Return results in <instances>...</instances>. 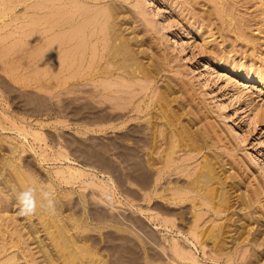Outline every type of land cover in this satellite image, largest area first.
Returning a JSON list of instances; mask_svg holds the SVG:
<instances>
[{
	"label": "rangeland",
	"instance_id": "rangeland-1",
	"mask_svg": "<svg viewBox=\"0 0 264 264\" xmlns=\"http://www.w3.org/2000/svg\"><path fill=\"white\" fill-rule=\"evenodd\" d=\"M111 1H117L118 4L123 5L122 9L125 14L123 13L122 17L125 16L124 26L122 27L126 30L127 27L131 26L125 33L133 39L134 43L141 42L142 46L140 43L135 46L137 49L143 48V50H145L141 58H143L144 62L146 61L145 63L149 62L151 68L156 69L155 77L152 78L148 90H144L145 87L141 86L143 83H137L138 78L133 79L136 80L134 88L137 89L140 87V91H138V89L136 91L139 92L135 99L137 100L136 103L143 104L144 111H131L130 109L132 107H129L125 111L127 115H129H126L124 119L128 118L130 121H127V124L123 125L124 127H118L119 129L110 127L109 129L99 131V129L95 128V124H93L95 123V114L89 110L91 109L90 106H93L92 104L98 105L94 99L81 97L82 99H76V102H74L75 99L72 97L69 98V95H62L47 99L46 101V99L38 95V90L35 88L37 87L35 82H37V78H40V74L38 76L36 75L38 74L37 72H39L40 65L38 62L36 63L38 58H36L35 62L33 61L35 63L34 65L37 67L34 66V73L37 72L35 74L32 72V76L35 75L33 76L34 79L33 77L32 79L31 77L29 78L31 73L29 74L28 66L32 64L29 58V49L33 44L30 41L31 39L32 41L34 39L36 41V39H38L37 37L41 34L35 32L31 35L32 38L29 39L27 34L22 31V26L29 22L31 23L29 19L30 15L24 14L26 10L24 3L19 4L13 10L0 16V24L3 26L2 29H0V47L6 44L9 45L10 43H16V45H18L13 49L14 51L17 49L16 54H14L13 51L12 55L10 54L11 56H8V59L7 57L5 58L6 60L4 59L7 64L11 62L10 65H12V67L5 63L9 68V72L5 69H0V166L2 167L3 174L1 179L5 178L4 176L6 175L13 177L14 175H18L17 177H19L20 173H18L17 168H21L23 172L26 171L24 172L25 174L21 173L20 176L24 175L25 179H27L26 176L29 178L32 177L36 180L35 184L41 183L45 186L52 187L56 194V207L59 209H57L55 215L59 213H63L62 215H64L65 213V219L67 218V220L69 219L68 221H71L70 218H72L73 221L71 223L74 224L73 231L77 232V238L80 241L89 238V240H84H87L86 243L89 246H91L90 244L93 243V241L98 242V244H93L91 246V250L96 249L99 253V257L101 255L104 259H109L107 261L116 260L119 257L117 255H120V253L118 254L120 250L119 252L125 257L122 262L123 264H134L136 261L138 264L142 262V264H247L250 263V261L252 263L254 261L255 263L253 264H264V86L247 78L250 75V68L258 70L264 64V0H109V2ZM5 3L7 2L5 1L3 3V0H0V6L3 7ZM130 15H132L134 19H130L131 23L128 22L129 17L132 18ZM128 23L130 25H128ZM135 35H137L139 39ZM27 43H30V45ZM143 46H145V48ZM146 52L150 53L147 54ZM151 56H154L153 58L156 62ZM145 57L146 59H144ZM156 65L159 68L156 67ZM28 78L34 81L30 83L33 86H30L26 82ZM155 78L158 80L156 81ZM139 82H142V80H139ZM164 86L166 90L162 88ZM142 87L144 88L141 92ZM156 88L158 89L155 90ZM161 90H165L168 94L169 107L166 103V106L162 105L163 107L159 108L154 102L153 98L156 99ZM150 93L152 94L149 96ZM143 94L145 95L144 97H142ZM170 94H172V96H170ZM176 95L179 98H177ZM84 96H87V94ZM139 97L143 100H140ZM87 99L93 100V103L90 101L91 104L88 101L87 104L90 103L89 105L84 104ZM69 100L70 103H68ZM148 102L151 104H148ZM180 102H183V104ZM172 103H174L173 106H171ZM45 104L46 107H55L56 109L54 111H49L45 109ZM66 104L82 106L83 110L82 112L76 111V113H71L69 111L71 108H68V111L65 112L58 111L67 106ZM82 104L85 106L83 107ZM186 104L187 107H185ZM104 106H110V108L105 109L108 112L112 111L110 101ZM172 109L176 112L178 110V113L182 111V115H178L182 118L181 120L183 123L190 124L192 127L195 125L193 130H199L200 132L205 130L206 133H203L206 134L210 140L206 148L204 147L200 153L198 151H193L191 152L192 154L188 152L187 155V152H185L187 156L184 158H182L184 151H179L182 154L181 157V154L177 152L176 148V153L178 155H176V153L174 154L179 157L176 167L181 164L187 165L188 167H199L203 161V157L209 154V158L213 156L212 160L215 162L216 168L218 167L217 171L225 181L223 187L227 186L226 189L229 188V199L226 200L227 202H225L223 198L224 195H222V197L219 190V198L217 196L213 199L214 203H206L200 207V209L203 210H200V216H202V218L198 221L200 227V229L199 227L198 229L200 232L202 230V233L199 241H196L197 246L193 244L192 240H187V238H185L186 235L189 237L191 236L190 232L193 230L191 227L194 226L193 219L195 217L193 212H195L197 205H193L191 201H186L183 203V206L181 204L177 205V207L172 204L174 207L178 208L179 211L182 210L181 214L186 219L182 220L178 218L175 220L176 222L178 221V226L175 227H179V229L175 227L166 229L167 226H162L161 221H164L166 218L174 219L175 215L167 216L160 210L157 201L161 200L164 202V199L156 195L151 201H147L143 200L140 195V192H143L138 183L140 181V175L143 170H149L152 167L149 168L148 166H150V163L153 161L152 155L156 156V153L152 152V150L155 146L154 143L156 139L154 140V136L156 133L155 131L158 130V126H156L157 123L154 124L152 123L154 121H152L151 123L154 124L153 129L149 119L155 120V118L152 117V113H155V116H157V111L160 112L158 114H161L163 110H168L167 112H170ZM190 109L192 112H190ZM99 111V113H104V109ZM145 115L148 119L145 118ZM97 122L98 121H96V123ZM155 122L160 123L159 131L160 129L166 131L167 126L161 119H157ZM161 123L164 126H162ZM199 126L202 127L200 128ZM142 127L144 128V132ZM136 128L138 131L134 130ZM202 128L204 130H201ZM205 128L208 129V132L210 131V134H208ZM136 138L137 141H135ZM158 138V140L161 139L159 136ZM151 140H153V142H151ZM146 143L148 146H145ZM162 146L164 147V145ZM147 152H149L150 157ZM145 154L148 155V158L152 157L149 162H147L148 159ZM140 157L141 160L139 159ZM144 159L147 160L145 161ZM197 159H200L199 162L196 161ZM222 159H225V162ZM140 161L142 162L140 167L144 165L145 168H138L141 163ZM6 162L12 163L11 167H9V163H7L8 165L4 164ZM193 162L195 166L192 164ZM145 164L147 165L145 166ZM69 165L70 167L79 168L80 170L83 169L82 173L72 170L74 174L72 176L70 174L72 172L68 168ZM176 167L175 170L171 172V175L169 174L164 181L162 180L159 186L160 189L164 188V185L169 179L181 176V173H177L178 170ZM15 170L16 174L14 172ZM100 171L105 173L106 181L101 178L102 173ZM83 173L85 174L83 175ZM231 173L232 176H236L235 179L231 176ZM226 175H228L227 178ZM0 176L2 175L0 174ZM24 176L22 177L24 182L27 181L29 185L34 184V180H31L29 183L30 179L25 180ZM107 177H110L112 181L108 182ZM137 177L139 179H137ZM19 178L21 179V177ZM17 183L16 185L19 187ZM215 185L219 186L218 184ZM229 185H231V187ZM233 188H235V190ZM8 192L10 194L13 191ZM105 192H111L114 195L113 209L106 207L101 199V195ZM239 194L241 195L240 198L238 196ZM250 198H252L253 201ZM231 200L233 202L235 200V204H233ZM216 202L218 204H216ZM243 202L244 205L242 206ZM210 204L211 207H209ZM220 205L225 210L219 207ZM214 209L219 210L216 213ZM207 211L208 213L205 214ZM157 212L160 214H158L160 219L156 220L152 215L155 213L157 214ZM203 213L204 216L202 215ZM181 214L177 213L176 215L182 216ZM55 215H50L38 208V212L35 216L29 219L22 218L17 214V205L12 196L6 197L2 194L0 195V241L3 239V236L6 235L10 240V243L6 246L7 251L14 250L19 254L18 256H22L21 251L24 250L28 253L29 250L27 249H30V256H35V259L37 258L35 262H32L33 264H51L46 260H41L42 257L40 253L37 252V242H31L33 240L32 237L29 236L30 234H28L29 229L28 227L24 228V224H29L30 222L35 223L34 221H36L39 232L41 231L40 233H36L41 234L43 238H45V242H48V244L50 243L51 245H49L53 247L54 243L51 238H48L49 235L45 232L46 227L44 223H48L51 229L57 230V226L60 225V222L58 221L57 224L54 222ZM238 215H240L242 220ZM227 218H230V222H228ZM213 219L214 221L212 222ZM217 219L218 221H216ZM238 219L241 221L238 222ZM155 222L159 224L157 227L158 229L154 226ZM144 224H146V226ZM237 224L242 227H238ZM217 225H220V228ZM234 225H237V227ZM212 227L216 228L211 230ZM239 228H241L240 231ZM242 228H245L246 232ZM226 229H228L229 233ZM15 230H18L20 233L16 234L13 232ZM150 230L152 231L151 233L154 232L153 235H155V237L151 235L149 232ZM247 230H249L251 234H248ZM209 232L211 235L205 234ZM253 232L256 233V235ZM225 233H228L227 236ZM57 234V238H61V236H59L61 235L60 232ZM239 234L242 235V237H239ZM21 235L24 236H22L24 239L20 237ZM260 235L261 237H259ZM173 237L179 240L181 246L190 250L192 256L185 259L174 257L170 248V243L172 242H170V240H173ZM213 237L215 240H213ZM252 239L256 241H252ZM60 240L62 241V238ZM22 241L26 242V248ZM61 241L59 242L60 244L57 243L56 247L59 251L60 249L63 251L65 248L64 242ZM81 242H78L79 245L76 246L75 252H77V249H81V251L78 250L76 253L74 262L81 264L82 261V264H96L98 261L96 263L91 261H96L97 256H94V259L91 260L93 256H88L90 248H85V245H82L83 242ZM124 242H127L130 247ZM158 243L160 245H158ZM161 244H163L162 246L167 250L163 249L164 247H160ZM201 244L205 245V248ZM83 246L84 249H87L86 251H83ZM131 246H133V248ZM160 248L165 250L168 255L164 256L161 252L163 250L159 251ZM231 250L232 253H229L231 257L227 256V253L231 252ZM165 251L163 252L164 254L166 253ZM35 252L36 255L32 254ZM156 252L158 254H156ZM215 252L219 255L222 254V256L215 255ZM80 255L81 258L79 257ZM83 255L85 256V261L82 259ZM193 255L195 256L194 258ZM256 256H258L257 259ZM173 257L175 258L174 261H172ZM215 257H217V259ZM25 261L26 259L23 257L18 260L20 264H26ZM114 263L116 264L117 260L114 261ZM54 264H63V258L58 259Z\"/></svg>",
	"mask_w": 264,
	"mask_h": 264
},
{
	"label": "bare ground",
	"instance_id": "bare-ground-1",
	"mask_svg": "<svg viewBox=\"0 0 264 264\" xmlns=\"http://www.w3.org/2000/svg\"><path fill=\"white\" fill-rule=\"evenodd\" d=\"M5 5L2 7L0 6V16L6 14L8 11L13 10L14 8H16L19 4H25V13L24 14H28L30 15L29 19L31 21V23H27L26 25L22 26V31L24 33L27 34V36L30 38H32V34H34L35 32H38V34L40 33L41 35L38 36L35 39L30 42H32V47L29 49V58L32 64H29V74L31 73V76L29 75V78L32 76V72L34 73V68L36 67L34 64V62L36 61V58H38V60L36 61V63L38 62L39 65V72H36L38 74H36L37 76L40 74V78H37V82L36 85L37 87H35L38 90V95H40L43 99H52L54 97L57 96H62V95H69V98L72 97L74 100V102H76V99H82L81 97H87L88 99H94L95 102L98 103V105H94L93 100H88L84 103L87 104V102L91 101L90 103L93 106H90L91 109H89L91 112H93L95 114V128L100 130H106L109 129L110 127L113 128H118V127H122L123 125L127 124V121L129 122L130 120L128 119H124V117L127 115V112H125L129 107H132L130 110L131 111H139L142 112L144 111V107L143 104L141 103H136L137 100L136 96L137 94H139V92H136L137 89L138 91H140V87L135 89L134 86L136 85V80L133 79H137L138 78V82L137 83H143L141 86H144L141 88V92L144 88V90H148L150 83L152 81V78L155 77V73H156V69L155 68H151L150 63L147 62L145 63L143 61L142 55H144V51L143 48L142 49H137L135 46L138 43H134L133 39H131V37L125 33V31L128 30L127 27L126 30L123 29L122 26H124V16L122 17V14L125 12L123 11V5L118 4V2L116 1H111L109 2V0H3ZM9 1V4H8ZM125 8V6H124ZM127 8V7H126ZM128 10V9H127ZM127 16V15H126ZM132 16V15H130ZM128 19V18H127ZM126 19V20H127ZM130 19H133L129 17V21ZM134 20V19H133ZM131 23V22H130ZM126 25V24H125ZM128 25H130L128 23ZM126 25V26H128ZM2 25L0 24V29H2ZM130 30V29H129ZM134 33V32H133ZM137 33V32H136ZM135 33V34H136ZM131 34V33H130ZM138 35V34H137ZM135 35L137 38L138 36ZM132 36V34H131ZM2 37V36H1ZM142 38V37H141ZM40 39V40H39ZM42 39V40H41ZM139 39V38H138ZM143 39V38H142ZM38 43V44H37ZM1 44V43H0ZM11 44V43H10ZM3 45L0 47V69H5L8 71V66L12 67V65H10L11 62H9V64H7L4 59L7 57V59L12 55V52L14 51L13 49H15V47H17L18 45H16V43L11 44V45ZM26 44V43H25ZM30 45V43H27ZM144 45V44H143ZM142 46V44H141ZM148 46V45H147ZM145 48V46H143ZM140 48V47H138ZM147 48V47H146ZM148 50V49H147ZM150 50V49H149ZM17 49L13 52L14 54H16ZM147 54H149L148 52H146ZM11 54V55H10ZM157 54V53H156ZM10 55V56H9ZM146 55V54H145ZM9 56V57H8ZM150 56V55H149ZM144 57V56H143ZM148 57V56H147ZM154 56H151V58L154 60L153 58ZM157 57V55H156ZM149 58V57H148ZM158 58V57H157ZM146 59V57L144 58ZM150 59V58H149ZM151 59V60H152ZM6 60V59H5ZM150 60V61H151ZM9 61V60H7ZM34 61V62H33ZM40 61V63H39ZM148 61V59H147ZM156 62V60H154ZM7 65H6V64ZM29 63V62H28ZM160 63V62H159ZM156 64V63H155ZM35 66V67H34ZM38 66V65H37ZM153 66V65H152ZM261 66V65H260ZM27 67V68H28ZM156 67H158L156 65ZM37 68V67H36ZM159 68V67H158ZM249 68V67H248ZM250 75L247 77L249 80H254L257 83H259L260 85L264 86V64L262 65V67H260L258 70L255 69H251L250 68ZM249 71V70H248ZM9 72V71H8ZM35 72V73H36ZM241 72V71H240ZM34 73V74H35ZM10 74V73H9ZM28 75V73H27ZM28 77V76H27ZM29 78L26 80V82L30 85L33 86L30 83H33V80H29ZM140 78V79H139ZM34 79V77H33ZM139 80H142V82H139ZM155 80L157 81L158 79L155 78ZM172 81V80H171ZM173 83V82H172ZM26 84V83H25ZM27 85V84H26ZM28 85V86H29ZM139 85V84H138ZM153 85V84H152ZM176 86V85H175ZM152 87V86H151ZM155 87V86H154ZM28 88V87H27ZM165 89V86L162 87ZM172 88V87H171ZM153 89V87H152ZM158 88H156L155 90H157ZM166 90V89H165ZM165 90H161L160 93L157 95V98H153L154 102L156 104L157 107H163L162 105H165L166 103L168 104V107L170 106L169 104V99H168V94L166 93ZM173 90V88H172ZM36 91V90H34ZM148 92V91H147ZM169 92V91H168ZM176 92V91H175ZM174 92V93H175ZM178 92V91H177ZM40 93V94H39ZM173 93V94H174ZM87 96H84L86 95ZM141 94V93H140ZM145 94V93H144ZM143 94L142 97H144L145 95ZM152 93L149 94V96ZM156 94V92H155ZM154 94V96H155ZM170 96H172V94H170ZM169 96V97H170ZM177 96V95H176ZM186 96V95H185ZM61 98V97H60ZM97 98V99H95ZM149 98V97H148ZM177 98H179L177 96ZM56 99V98H55ZM63 99V98H61ZM65 99V97H64ZM140 100H143L141 97H139ZM182 99V97H181ZM172 100V98H171ZM170 100V101H171ZM186 100V99H183ZM61 101V100H60ZM73 101V100H72ZM111 104V109L112 111H106L105 108H110L109 107H105L104 105L109 103ZM139 101V100H138ZM150 101V99H149ZM174 102V100H172ZM182 101V100H180ZM79 102V101H77ZM94 102V103H95ZM184 102V101H183ZM183 102L181 104H183ZM70 103V100L69 102ZM89 103V104H90ZM146 103V102H145ZM161 105H159V104ZM189 103V102H188ZM87 104V105H89ZM148 104H151L150 102H148ZM67 105V104H66ZM83 105V104H82ZM174 103H172L171 106H173ZM45 109L49 110V111H54L56 108L55 107H46V104L44 105ZM56 106V104H55ZM68 106V107H67ZM64 108H61V110L59 109L58 111L60 112H65L68 111L67 109L71 108V110H69L71 113L72 112H82L83 108L82 106H72V105H67ZM85 105H83L84 107ZM155 106V108H156ZM166 106V105H165ZM164 106V107H165ZM177 106V104H176ZM174 106V107H176ZM190 106V105H189ZM149 107V105H148ZM147 107V108H148ZM152 107V106H151ZM187 107V104L186 106ZM184 107V108H185ZM59 108V107H57ZM157 108V109H159ZM167 108V107H166ZM171 108V107H170ZM104 109V113H99V110ZM153 109V108H152ZM156 109V110H157ZM178 109V107H177ZM187 109V108H186ZM185 109V110H186ZM88 110V109H87ZM110 110V109H109ZM181 110V109H180ZM189 110V109H188ZM191 110V109H190ZM99 111V112H98ZM168 111V110H167ZM163 110V113H160L159 111H157V116H155V113H152V117L155 118V120H152L150 117L149 122L156 124V126H158V130L155 131V136H154V140H155V146L154 149L152 150V152L156 153V156H153V161L152 163H150V166H148L149 170H143V172L140 175V181L139 183V187L141 189L140 192L141 197L143 200H149L151 201L154 197H156V195L158 197H161L164 199V202L161 200L157 201L158 207L160 208V210L166 214L167 216H171V215H175V217L177 216V213L182 212L178 210L177 205H181L183 206V203H185L186 201H191L193 205H197L195 208V212L194 213V219H193V224L194 226H192L191 228L193 230H191L190 234L191 236H185V238H187V240H192L193 244L195 246H197L196 241H199L200 237H201V233L202 230L200 232V227L198 225V221H200V218H202L201 215V210L200 207L206 203H214L213 199H215L218 194H219V190H220V194L221 196L224 195V199L225 202H227L226 200L229 199L228 198V189H226V187H223L225 184V181L223 180V177H221L218 173V167L216 168V164L215 162L212 160L213 156L211 153L212 158L208 157L207 155H205L203 157V161L201 163V165L199 167L194 165V162L192 163L195 167H188L187 165H180L176 167L177 163V159L179 157H177L176 155H178L176 153V148H177V152H182L184 151V155L182 157V154L179 152V154H181V157L184 158L188 155V152L190 154H192L191 152L193 151H198L200 153V151L206 146L207 143L210 142V140L208 139V136L206 134H204L203 132H205V130L202 128L201 130H204L203 132H200L199 130H193V128L195 127V125L192 127L190 126V124H186L183 123V121L181 120L182 118L179 117V115H182V111L180 113L177 112L172 109L170 112H167ZM103 112V111H101ZM162 112V110H161ZM192 112V110L190 111ZM98 113V114H97ZM136 113V112H135ZM194 113V111H193ZM196 113V112H195ZM65 114V113H64ZM131 114V112H130ZM133 114V113H132ZM179 114V115H178ZM190 114V113H189ZM188 114V115H189ZM129 115V114H128ZM127 115V116H128ZM150 115V114H149ZM147 115V116H149ZM190 116V115H189ZM198 116V115H197ZM183 117V116H182ZM192 117V116H191ZM84 118V117H83ZM89 118V117H88ZM92 118V117H90ZM130 118V117H129ZM133 118V117H132ZM145 118L146 115H145ZM198 118V117H197ZM136 119V118H133ZM141 119V118H139ZM148 119V118H147ZM157 119H161L162 122H164L166 124V131L163 129H160V123L155 122L157 121ZM120 120V121H119ZM122 120V121H121ZM132 120V119H131ZM138 120V119H136ZM194 120V119H193ZM196 120V119H195ZM96 121H98L96 123ZM120 122V123H119ZM135 122V121H134ZM133 122V123H134ZM148 122V124H149ZM187 122V120H186ZM199 122V121H198ZM197 122V123H198ZM139 123V122H137ZM151 123V124H152ZM196 123V122H195ZM147 124V123H146ZM150 124V126H151ZM154 124H152V127L154 129ZM162 125V123H161ZM200 125V123H199ZM204 125V124H203ZM1 126V124H0ZM149 126V125H148ZM164 126V125H162ZM124 127V126H123ZM151 127V129H152ZM200 127V126H199ZM202 127V126H201ZM200 127V128H201ZM206 127V126H205ZM92 128V127H91ZM143 128V127H142ZM150 128V127H149ZM148 128V130L150 131V129ZM216 128V127H215ZM119 129V128H118ZM133 129V127H132ZM206 129V128H205ZM214 129V128H213ZM135 131H138L137 128L134 129ZM208 132V129H206ZM217 130V129H216ZM140 131V130H139ZM154 131V130H153ZM143 132H144V128H143ZM152 133V132H151ZM206 133V132H205ZM217 133V132H216ZM150 134V133H149ZM208 134H210V131L208 132ZM153 135V134H152ZM130 136V135H129ZM158 136L161 138L160 140H158ZM212 136V135H211ZM219 137V136H218ZM221 137V136H220ZM210 138V137H209ZM212 138V137H211ZM215 138V137H214ZM135 139V138H134ZM142 139V138H141ZM152 139V138H150ZM213 139V138H212ZM211 139V141H212ZM144 140V139H143ZM209 140V141H208ZM216 140V139H215ZM137 141V138L136 140ZM145 141V140H144ZM151 142H153V140H151ZM145 143V142H144ZM150 143V142H149ZM215 143V142H214ZM167 144V145H166ZM212 144V142H211ZM210 144V145H211ZM144 145V144H142ZM164 145V147L162 146ZM166 145V146H165ZM213 145V144H212ZM145 146H148V144L146 143ZM144 146V147H145ZM152 146V144H151ZM150 146V147H151ZM142 147V146H141ZM149 147V148H150ZM162 147V149H161ZM147 148V147H146ZM208 149V148H207ZM210 150V148H209ZM205 151V150H204ZM215 151V150H214ZM185 152H187V155H185ZM197 152V153H198ZM210 152V151H209ZM141 153V152H140ZM149 155V152H147ZM176 153V155L174 154ZM205 153V152H204ZM207 153V152H206ZM142 154V153H141ZM140 155V154H138ZM148 155L145 154V156L147 157ZM196 155V154H195ZM201 155V154H200ZM137 156V155H136ZM180 156V155H179ZM197 156V155H196ZM203 156V155H202ZM201 156V157H202ZM219 156V155H218ZM222 156V155H221ZM220 156V157H221ZM143 157V155H142ZM150 157V155H149ZM151 157V158H152ZM192 157V155H191ZM194 157V156H193ZM199 157V156H198ZM67 158V157H66ZM125 158V157H124ZM151 158L144 159L145 161L147 160V162L150 161ZM196 158V157H195ZM200 158V157H199ZM215 158V157H214ZM141 160V157L139 158ZM181 159V158H180ZM179 159V161H180ZM192 159V158H189ZM125 160V159H124ZM138 160V159H137ZM183 160V159H181ZM186 160V159H185ZM188 160V159H187ZM200 159H197L196 161L199 162ZM223 160V159H222ZM9 161V160H8ZM12 161V160H11ZM108 161V160H107ZM139 161V160H138ZM137 161V162H138ZM191 161V160H190ZM216 161V160H215ZM225 162V159L223 160ZM141 162V161H140ZM143 162V160H142ZM142 162L139 164L138 168H145L144 165H142L140 167V165L142 164ZM197 162V163H198ZM219 162V160H218ZM1 163V162H0ZM6 162L4 164L8 165ZM13 163V161H12ZM9 163V167H11V164ZM146 163V162H145ZM186 163V162H184ZM217 163V162H216ZM227 163V162H226ZM225 163V164H226ZM108 164V163H107ZM114 164V163H113ZM144 164V163H143ZM15 165V164H14ZM94 165V164H93ZM103 165V164H102ZM109 165V164H108ZM138 165V164H136ZM135 165V166H136ZM147 164H145L146 166ZM191 165V164H190ZM189 165V166H190ZM197 165V164H196ZM72 166V165H71ZM92 166V165H91ZM105 166V165H104ZM114 166V165H113ZM222 166V165H220ZM219 166V168H220ZM14 167V166H13ZM126 167V166H125ZM129 167V166H128ZM127 167V168H128ZM176 169L178 170L177 173L180 174L181 176H178L177 178L174 177V179H169L167 181V183L164 185V188L160 189V184L162 182V180L164 181V179H166L169 174L171 175V172L173 170ZM15 168V167H14ZM23 168V167H22ZM70 169V171L72 173H70L72 176L73 171L76 170V172H81L82 170H80L79 168H74V167H68ZM86 168V167H83ZM93 168V167H91ZM124 168V167H123ZM222 168V167H221ZM228 168V167H227ZM8 169V168H7ZM16 169V168H15ZM13 170V169H12ZM73 170V171H72ZM94 170V169H93ZM222 170V169H221ZM220 170V171H221ZM224 170V169H223ZM17 171L19 174V177H21V179L19 177H17L18 175H14L10 176V175H6L4 176L5 178L1 179V177H3L2 174V167L0 166V174L2 176H0V195H4L6 197H11L15 200L13 192L9 194L8 191H13V189H23L26 188L29 184L28 182H24L23 180V176H20L21 173L23 174L24 172L20 169L17 168ZM87 171V170H85ZM95 171V170H94ZM139 171V170H138ZM7 172V171H6ZM16 174V170L14 171ZM102 173L101 178L105 180V173H103V171H100ZM228 172V171H227ZM27 173V172H26ZM80 173V174H81ZM86 173V172H85ZM83 173V175L85 174ZM91 173V172H90ZM176 173V174H177ZM8 174V173H7ZM25 174V173H24ZM87 174V173H86ZM126 174V173H125ZM131 174V173H130ZM129 174V175H130ZM175 174V173H174ZM173 174V175H174ZM226 174V173H225ZM12 175V174H11ZM65 175V174H64ZM63 175V176H64ZM82 175V174H81ZM97 175V174H96ZM132 175V174H131ZM130 175V177H131ZM138 175V174H137ZM223 175V174H222ZM36 176V175H35ZM99 176V175H98ZM108 176V175H107ZM113 176V175H112ZM176 176V175H175ZM225 176V175H224ZM232 176V173H231ZM82 177V176H81ZM90 177V176H89ZM129 177V176H128ZM171 177V176H170ZM173 177V176H172ZM228 177V175H226V178ZM234 177V176H232ZM26 178L29 180V183L31 180H34L32 177L29 178L26 176ZM66 178V177H65ZM75 178V177H74ZM136 178V177H135ZM134 178V179H135ZM236 178V176L234 177V179ZM25 179V176H24ZM25 179V180H27ZM126 179V178H125ZM132 179V178H131ZM137 179H139L137 177ZM136 179V180H137ZM233 179V180H234ZM23 180V181H22ZM18 183H17V182ZM106 181V180H105ZM107 181H112L110 179V177H107ZM125 181V180H124ZM135 181V180H134ZM133 181V182H134ZM235 181V180H234ZM237 181V180H236ZM241 181V180H240ZM33 182V181H32ZM31 182V183H32ZM36 180H34V184H35ZM39 182V181H38ZM129 182V181H128ZM131 182V181H130ZM228 182V181H227ZM19 184V187L16 185ZM237 183V182H236ZM28 184V185H27ZM41 184V183H40ZM123 184V183H121ZM125 184V183H124ZM164 184V183H163ZM218 184L219 186L215 185ZM229 184V183H228ZM233 185V184H232ZM112 186V185H111ZM135 186V185H134ZM231 187V185H229ZM125 187V186H124ZM136 187V186H135ZM222 189H221V188ZM132 188V187H131ZM129 189V188H128ZM133 189V188H132ZM131 189V190H132ZM235 190V188H233ZM241 189V188H239ZM139 190V188H138ZM116 191V190H115ZM133 191V190H132ZM230 191V190H229ZM236 192V191H235ZM239 192V191H237ZM246 192V190H245ZM259 192V191H258ZM234 193V191H233ZM249 193V192H248ZM232 194V193H231ZM235 194V193H234ZM237 194V193H236ZM11 195V196H9ZM245 195V194H244ZM247 195V194H246ZM249 195V194H248ZM251 195V193H250ZM254 195V194H253ZM252 195V196H253ZM230 196V195H229ZM233 197H235L234 195H232ZM240 198V194L238 195ZM255 197V196H254ZM253 197V198H254ZM148 198V199H147ZM219 198V196H218ZM232 198V197H231ZM58 199V197H57ZM221 199V198H220ZM234 199V198H233ZM236 199V198H235ZM238 199V198H237ZM249 199V198H247ZM246 199V200H247ZM252 199V198H250ZM243 200V199H242ZM57 201V200H56ZM216 201V200H215ZM232 201V200H231ZM239 201V200H238ZM249 201V200H248ZM253 201V199H252ZM222 202V201H221ZM224 202V203H225ZM233 202V201H232ZM235 202V200H234ZM233 202V204H235ZM231 203V202H230ZM249 203V202H248ZM172 204H174V206L176 205V207H174ZM191 204V203H190ZM189 204V205H190ZM216 204H218L216 202ZM215 204V205H216ZM221 204V203H220ZM223 204V203H222ZM237 204V203H236ZM251 204V203H250ZM151 205V204H149ZM155 205V204H154ZM214 205V206H215ZM226 205V204H225ZM244 205V202L242 203V206ZM60 206V203H59ZM208 206V204H207ZM234 206V205H232ZM209 207H211V204L209 205ZM219 207H222L221 205ZM218 207V208H219ZM239 207V206H238ZM142 208V207H141ZM223 208V207H222ZM232 208V207H231ZM247 208V207H246ZM58 209V207H57ZM71 209V208H70ZM182 209V207H181ZM188 209V207H187ZM193 209V208H192ZM221 209V208H219ZM219 209H214V211H217ZM224 209V208H223ZM40 210V209H39ZM59 210V209H58ZM149 210V209H148ZM147 210V211H148ZM201 210V211H200ZM210 210V209H209ZM213 210V209H212ZM225 210V209H224ZM223 210V211H224ZM140 211V209H139ZM151 211V210H150ZM38 212V210H37ZM61 212V211H60ZM65 212V211H64ZM188 212V211H187ZM42 213V212H41ZM70 213V212H69ZM73 213V212H72ZM103 213V212H102ZM143 213V212H142ZM149 213V212H148ZM208 211L205 213L207 214ZM219 213V212H218ZM232 213V212H231ZM63 214V213H62ZM62 214H58L55 215V221L56 224L59 221L60 225L57 226V230L58 232H60L62 241L60 240L61 238H57L58 236V232L56 229H51L50 225L48 223H44L45 224V232L48 236V238L52 239V242L54 243V246L51 247L48 242H45V238H43V236L41 234H37L36 232H39V227L36 221L30 222L29 224H24V228L28 227L29 229V236L32 237L31 242H37V247H38V253H40L41 257H42V261L46 260L48 263L54 264L58 259L63 258V264H78L75 263V255L78 252V250L81 251V249H77V252H75L76 250V246L79 245L78 242H81L82 245H85V248H90V253L89 255H92L93 258L91 257V260L94 259V256L96 258V261H91L93 263H97L96 264H115L114 261L117 260L118 264H121L124 261V256L121 252L118 251V254L120 253V255L116 260L113 261H107L109 259H104V257H102L100 255L99 257V253L97 252L96 249H92L91 250V246L93 244H98V242H95L91 240V243L89 246L86 241L89 240V238H85L87 239L86 241H84L83 239L80 241L77 238V232L73 231L74 230V224L71 223L73 221L72 218H70L71 221H68L67 218L65 219V213L64 215ZM68 214V213H67ZM145 214V213H144ZM159 213L157 212V214H153V218L160 219ZM189 214V213H188ZM221 214V213H220ZM252 214V213H251ZM71 215V214H70ZM91 215V214H90ZM100 215V214H99ZM115 215V214H114ZM128 215V214H127ZM182 215V214H181ZM204 216V213L202 214ZM219 215V214H218ZM229 215V214H228ZM40 216V215H39ZM47 216V215H46ZM57 216V217H56ZM81 216V215H80ZM101 216V215H100ZM103 216V215H102ZM130 216V215H128ZM166 216V217H167ZM179 216V215H178ZM174 217V219H165L164 221H161V225H165L167 226L166 229L171 228V227H175L178 226L177 222L175 221L176 219H182L185 220L186 218L182 216L179 217ZM233 216V215H231ZM239 218L241 219L240 215H238ZM68 217V216H67ZM98 217V216H96ZM122 217V216H121ZM131 217V216H130ZM249 218H251L250 216H248ZM31 218V217H30ZM41 218V217H40ZM77 218V217H76ZM99 218V217H98ZM189 218V217H187ZM208 218V217H207ZM235 218V217H233ZM248 218V219H249ZM29 219V218H27ZM34 219V218H33ZM44 219V218H43ZM78 219V218H77ZM150 219V218H149ZM209 219V218H208ZM228 219V218H227ZM230 219V218H229ZM228 219V222H230ZM245 219V218H243ZM41 220V219H40ZM75 220V219H74ZM124 220V219H123ZM132 220V219H131ZM148 220V219H147ZM221 220V218H220ZM219 220V221H220ZM236 220V219H235ZM242 220V219H241ZM241 220H237L238 222ZM250 220V219H249ZM44 221V220H43ZM149 221V220H148ZM211 221V219H210ZM214 221V219L212 220V222ZM218 221V219L216 220ZM48 222V221H47ZM81 222V221H80ZM85 222V221H84ZM152 222V221H151ZM185 222V221H184ZM190 222V221H189ZM234 222V221H233ZM236 222V221H235ZM247 223H249L248 221H245ZM53 223V221H52ZM76 223V222H75ZM132 223V222H131ZM143 223V222H142ZM204 223V222H203ZM226 223V222H225ZM42 224V222H41ZM51 224V222H50ZM55 224V225H56ZM146 226V224H144ZM192 225V224H191ZM201 225V224H200ZM206 225V224H204ZM231 225V224H230ZM229 225V227H230ZM238 225V224H237ZM237 225L235 227H237ZM248 225V224H247ZM41 226V225H40ZM52 226V224H51ZM149 226V225H148ZM156 228L159 226V224L157 222H155L154 225ZM184 226V225H183ZM216 226V225H213ZM218 227L220 225H217ZM222 226V225H221ZM233 226V225H232ZM153 227V226H152ZM199 227V229H198ZM205 227V226H203ZM238 227H242L239 226ZM247 227V226H245ZM251 227L253 228V226L251 225ZM56 228V226H55ZM89 228V227H88ZM145 228V227H144ZM163 228V227H162ZM165 228V227H164ZM178 228L179 227H175ZM185 228V227H184ZM216 227H212L211 230ZM220 228V227H219ZM217 228V229H219ZM228 228V226H227ZM86 229V228H85ZM100 229V228H99ZM158 229V228H157ZM161 229V228H160ZM187 229V228H185ZM190 229V228H189ZM225 229V227H224ZM241 228H239L240 231ZM243 229V228H242ZM43 230V229H42ZM78 230V229H77ZM101 230V229H100ZM173 230V229H172ZM175 230V229H174ZM234 230V229H233ZM245 230V228L243 229ZM242 230V231H243ZM12 231V230H11ZM134 231V230H133ZM148 231V230H147ZM179 231V230H178ZM181 231V230H180ZM193 231V232H192ZM217 231V230H216ZM226 231L228 232V229H226ZM230 231V230H229ZM232 231V229H231ZM248 234L250 233L249 230ZM16 234H19L20 232L18 230L13 231ZM28 232V231H27ZM41 232V231H40ZM39 232V233H40ZM57 232V233H56ZM143 232V231H142ZM150 233L152 232L151 230L149 231ZM212 232V231H211ZM214 232V231H213ZM218 232V231H217ZM238 232V231H237ZM246 232V230H245ZM259 232V231H258ZM257 232V234H258ZM22 233V231H21ZM37 235H36V234ZM76 233V234H75ZM80 233V232H79ZM113 233V232H112ZM129 233V232H128ZM154 233V232H153ZM153 233H151L152 236L155 237V235H153ZM180 233V232H179ZM216 233V232H215ZM229 233V232H228ZM228 233H225L226 236ZM254 233V232H253ZM252 233V234H253ZM45 234V233H44ZM111 234V233H110ZM144 234V233H143ZM188 234V233H187ZM205 234H210L211 233H205ZM243 234V233H242ZM245 234V233H244ZM251 234V233H250ZM256 235V233H254ZM87 235V234H85ZM220 235V234H219ZM240 235V234H239ZM23 235H21L20 237H22ZM28 236V235H27ZM94 236V235H93ZM145 236V235H144ZM167 236V235H166ZM177 236V235H175ZM229 236V235H228ZM254 236V235H253ZM30 237V238H31ZM47 237V236H46ZM115 237V236H114ZM136 237V236H135ZM146 237V236H145ZM162 237V236H161ZM204 237V236H203ZM217 237V236H216ZM224 237V236H223ZM230 237V236H229ZM239 237H242V235H240ZM247 237V236H246ZM245 237V238H246ZM261 237V235L259 236ZM26 238V237H25ZM29 238V237H28ZM116 238V237H115ZM164 238V236H163ZM173 240H170V248L172 253L174 254V257H178V258H189V256H192V252L190 250L185 249L183 246L180 245L179 240H177L176 237H173ZM228 238V237H227ZM244 238V237H243ZM248 238V237H247ZM254 238V237H252ZM24 239V238H23ZM91 239V238H90ZM127 239V238H126ZM125 239V240H126ZM131 239V238H130ZM141 239V237H140ZM155 239V238H154ZM153 239V240H154ZM158 239V238H157ZM205 239V238H203ZM217 239V238H216ZM225 239V238H224ZM223 239V240H224ZM238 239V238H237ZM241 239V238H240ZM249 239V238H248ZM258 239V238H255ZM47 240V238H46ZM128 240V239H127ZM150 240V238H149ZM202 240V238H201ZM213 240L214 237H213ZM226 240V239H225ZM239 240V239H238ZM247 240V239H246ZM250 240V239H249ZM64 242V250L62 251V249H60V251L56 248L57 247V243L59 242ZM168 241V239H167ZM208 241V240H206ZM222 241V239H221ZM237 241V240H236ZM252 241H256L253 240ZM23 242V241H22ZM129 242V241H127ZM124 242V243H127ZM131 242V240H130ZM166 242V241H165ZM205 242V241H204ZM213 242V241H212ZM211 242V243H212ZM225 242V241H224ZM229 242V241H228ZM10 243V240L8 239V236L4 235L3 239H1L0 241V264H20V262H18V260L20 258H25L26 259V264H33L32 262H35L37 260V258L35 259V256H30V249L28 253L25 252L24 250L21 251L22 256H18L19 254H17V252H15L14 250L12 251H7L6 250V246L7 244ZM169 243V242H168ZM198 243V242H197ZM208 243V242H207ZM216 243V242H215ZM219 243V241H218ZM227 243V242H226ZM255 243V242H254ZM60 244V243H59ZM136 244V243H135ZM156 244V243H155ZM231 244V243H230ZM237 244V243H236ZM240 244V243H239ZM257 244V243H256ZM23 245H25V248L27 246L26 242H23ZM63 245V244H62ZM81 245V244H80ZM128 245V243H127ZM157 245V244H156ZM158 245H160L158 243ZM163 244H161L160 247H164L162 246ZM166 245V244H165ZM202 245V244H201ZM223 245V244H221ZM129 246V245H128ZM205 248V245H202ZM36 247V248H37ZM130 247V246H129ZM133 248V246H131ZM157 247V246H156ZM214 247V246H213ZM222 247V246H221ZM19 248V247H18ZM59 248V246H58ZM67 248V249H66ZM127 248V247H125ZM138 248V247H137ZM136 248V249H137ZM216 248V247H215ZM223 248V247H222ZM230 248V247H229ZM232 248V246H231ZM237 248V247H236ZM83 251H86L87 249H84V246L82 247ZM128 249V248H127ZM150 249V248H149ZM154 249V248H153ZM152 249V250H153ZM165 249V247L163 248ZM160 248L159 251L163 250ZM89 250V249H88ZM116 250V249H115ZM118 250V249H117ZM167 250V249H165ZM163 250L161 251L162 254L168 255L167 252ZM226 250V249H225ZM82 251V253H83ZM122 251V250H121ZM133 251V249H132ZM166 252L165 254L163 252ZM219 251V250H218ZM217 251V252H218ZM223 251V250H222ZM234 251V250H233ZM169 252V251H168ZM212 252V251H211ZM214 252V251H213ZM227 252V251H226ZM255 252V251H254ZM258 252V250H257ZM81 253V252H79ZM78 253V254H79ZM81 253V254H82ZM88 253V252H87ZM127 253V252H126ZM134 253V252H133ZM132 253V254H133ZM160 253V252H159ZM232 253L228 252L227 256H230ZM256 253V252H255ZM259 253V252H258ZM34 255H36L35 253H32ZM113 254V253H112ZM156 254H158L156 252ZM161 254V253H160ZM212 254V253H211ZM224 254V251H223ZM229 254V255H228ZM39 255V256H40ZM103 255V254H102ZM134 255V254H133ZM136 255V254H135ZM146 255V254H145ZM215 255H219L216 254ZM222 256V254H220ZM219 255V256H220ZM30 256V259H29ZM152 256V254H151ZM156 256V255H155ZM214 256V255H213ZM253 256V255H252ZM40 257V258H41ZM81 258V255L79 256ZM87 257V256H86ZM106 257V256H105ZM141 257V256H140ZM144 257V256H143ZM159 257V256H158ZM157 257V258H158ZM172 258L174 261L175 258ZM195 256L193 255V258ZM231 257V256H230ZM229 257V258H230ZM258 256H256L257 259ZM78 258V256H77ZM85 256L83 255L84 259ZM128 258V257H127ZM169 258V257H168ZM192 258V259H193ZM217 259V257H215ZM247 258V257H246ZM255 258V257H254ZM136 259V258H135ZM160 259V258H159ZM158 259V260H159ZM191 259V258H190ZM126 260V259H125ZM153 260V259H152ZM171 260V259H170ZM41 261V262H42ZM85 261V259H84ZM176 261V260H175ZM80 262V261H79ZM89 262V261H88ZM134 262V261H133ZM181 262V261H180ZM194 262V261H193ZM38 263V262H37ZM84 263V262H83ZM116 263V264H117ZM143 263V262H142ZM141 263V264H142ZM247 263V262H246ZM252 262L250 261V263L247 264H251ZM253 263H255L253 261ZM252 263V264H253ZM39 264V263H38ZM80 264V263H79ZM82 264V261H81ZM123 264V263H122ZM134 264H138V262L136 261ZM168 264H172V263H168ZM244 264V263H243Z\"/></svg>",
	"mask_w": 264,
	"mask_h": 264
},
{
	"label": "clouds",
	"instance_id": "clouds-1",
	"mask_svg": "<svg viewBox=\"0 0 264 264\" xmlns=\"http://www.w3.org/2000/svg\"><path fill=\"white\" fill-rule=\"evenodd\" d=\"M13 195L17 205V214L22 218H30L37 214V210L42 209L50 215H55L56 194L52 187L43 184H32L23 189H13ZM105 206L114 208V195L105 192L101 195Z\"/></svg>",
	"mask_w": 264,
	"mask_h": 264
}]
</instances>
